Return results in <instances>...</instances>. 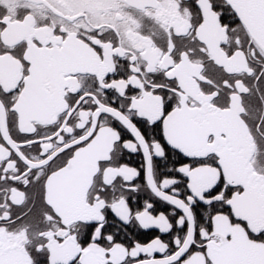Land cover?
Masks as SVG:
<instances>
[{
	"label": "snow or ice",
	"instance_id": "snow-or-ice-1",
	"mask_svg": "<svg viewBox=\"0 0 264 264\" xmlns=\"http://www.w3.org/2000/svg\"><path fill=\"white\" fill-rule=\"evenodd\" d=\"M0 264H264V0H0Z\"/></svg>",
	"mask_w": 264,
	"mask_h": 264
}]
</instances>
